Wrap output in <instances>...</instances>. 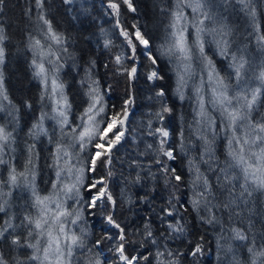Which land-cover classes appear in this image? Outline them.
<instances>
[{
	"label": "trees",
	"instance_id": "1",
	"mask_svg": "<svg viewBox=\"0 0 264 264\" xmlns=\"http://www.w3.org/2000/svg\"><path fill=\"white\" fill-rule=\"evenodd\" d=\"M108 3L109 0H71V3H66L65 0H45L44 11L46 17L52 21L53 28L65 38L63 47L67 48V52H59L58 63L63 67L58 73V78L64 85V95L71 105L70 122L73 125L81 123L79 117L90 103L87 93L93 81L99 82L102 103L105 107V112L97 117L98 120L106 122L113 114L121 112L125 107L126 99L133 100L128 106L130 112L123 129L124 137L121 143L112 149L110 168L113 175L107 179V183L117 201L118 219L122 226L127 225L126 230L129 233L142 231L146 221L152 226L157 245L148 243L144 248H139L141 253L153 254L148 262L142 264H156L154 254L157 247L161 251L166 247L174 254H179L176 257L178 264H194L189 251L201 237H203L204 252L196 259L195 264H251L254 257L248 251L249 247L257 251L264 247V192L257 191L252 197H245L247 203L237 201L238 207L233 205L231 210L222 207L230 199L228 190L217 183L218 176L223 180V174L219 169L227 167L229 163L227 134L222 130L219 113L210 103H206L208 112L217 117L216 138L211 145L216 159L204 163L203 161L209 160V156L205 154L204 143L199 139V133L203 132L211 140L212 131L199 125L197 123L199 117L196 115L199 106L195 87L200 85L201 77L204 80L205 100L207 101L211 95L208 70L194 61L195 76L182 89L184 99H181L177 92L175 59L160 56L157 64L151 65L143 47L138 46L137 59L134 61L130 58L131 49L125 37L121 35V27L131 32L132 25L137 24L151 38L152 55L158 56L167 36L168 25V14L161 9L172 7L175 0H133L136 12H131L125 5H121L119 27L116 24L117 17L108 7ZM253 3L256 7L258 32L237 0H212L210 5L217 16L218 23L215 26L222 23L231 30L230 53H235L237 56L242 54L249 61L251 67L245 79L251 87L257 86L254 75L264 66V49L259 47L257 42V36L264 34V0H253ZM186 12L191 15L189 9ZM37 16L35 0H5L3 12H0V26H3L8 37L4 42L6 54L4 63L0 65V72L3 73L4 86L12 102L9 105L4 101L7 110L0 111V124L6 123L10 131L14 128L13 135L16 138L12 145L14 151L6 149L3 154V159L8 164L0 165V179L7 180L8 175L5 176V172L9 171V165L14 164L18 171L24 169L28 158L27 146L34 144L35 151L39 153L34 187L41 196H44L52 192V184L56 181L54 168L51 167L52 153L61 133L57 121L51 118L55 116L52 113L55 97L49 99L45 96L41 100L44 85L34 75L33 53L28 48L29 33L44 41L40 31L42 25H38ZM212 26L213 24L209 23V27ZM207 39L210 41L211 37ZM106 41H111L109 47H105ZM44 42L48 43V41ZM205 51L213 60L216 71L229 85L230 92L235 91L237 81L230 67L231 59L221 56L214 43L206 44ZM116 55L125 58L126 66L131 67L133 64L137 66L135 79H130L126 74L116 71L117 66L114 62ZM151 68H157L163 79L149 81L147 75ZM161 89L165 92L163 98L156 95ZM161 100L164 105L172 109L170 113L164 114L163 121L156 116L162 106ZM26 104H30L31 107H27ZM9 111L13 113L12 116L8 115ZM1 113L5 116L2 117ZM41 113H47L48 118L43 121V125L48 135L33 139L29 135V130L40 118ZM252 116L255 120L264 117V96L258 100ZM104 126L105 124L101 123L100 127ZM158 127H164L170 132L166 147L174 149L176 159L167 161L165 157L159 158L165 160L170 168H175L177 174L182 176V183L178 189H174L172 184L166 185L159 171L160 166L155 163L159 155L156 151L159 146V134L150 133ZM181 144L184 145L183 150ZM149 145L152 147L149 148ZM92 151L94 149L89 146L83 155L86 156ZM189 160H194L200 172L208 178L214 195V198L209 197L212 204L220 205L213 207L211 213L204 207H201L199 212L194 211L191 206L190 201L194 191L192 181L196 174L189 170ZM149 168L151 173L155 174V179L149 174ZM107 170L98 166L96 173H86V183L105 176ZM138 173L141 180L139 183H134ZM234 174L239 175V170H235ZM242 182V179L234 181L236 195L241 191L239 184ZM0 193H2L0 203L7 201L5 205L7 215L15 217L13 221L15 224L19 225L26 212H30L33 216L37 214V210L31 206L33 199L31 185L27 186L23 182L18 187L4 185L0 187ZM173 194L178 198L173 203L179 212L174 211L173 216H167L161 210L170 207L168 202ZM82 195L85 200L89 198V193L83 189ZM67 206L79 207L73 200H68ZM89 211L95 214L90 215ZM211 214L217 217L218 222L208 224L201 219V217L207 219ZM83 217L78 225H70V227L77 232L80 228L86 229L88 232L86 242L91 247L95 240L101 238L108 226L99 209L85 211ZM6 218L5 213H0V223ZM177 222L183 224L186 231L183 234L173 233L169 238L167 226L169 223ZM233 228L243 230L248 240L234 239V233L231 231ZM17 232L23 233V229L18 228ZM132 238L137 242L141 239L139 235ZM101 247L104 250L108 249L109 242L105 241ZM135 247H138V244ZM99 250L93 248V252ZM0 251H3L8 258L18 254L7 243L0 245ZM103 252L105 255H101L100 258L104 264H113L114 257L108 250ZM91 255L86 250L77 253L81 259ZM105 256L108 257L107 260L104 259ZM73 264H76L75 260Z\"/></svg>",
	"mask_w": 264,
	"mask_h": 264
},
{
	"label": "snow or ice",
	"instance_id": "2",
	"mask_svg": "<svg viewBox=\"0 0 264 264\" xmlns=\"http://www.w3.org/2000/svg\"><path fill=\"white\" fill-rule=\"evenodd\" d=\"M71 3V0H65ZM241 9L251 18L255 30L259 31V25L256 22V7L253 0H237ZM5 0H0V12H3ZM212 0H175L170 8H162V12L168 14L167 36L165 42L161 45L159 55H152V44L150 37L137 24L132 25L133 31L121 27V35L125 37L127 45L131 49V59H137V48L142 46L145 50L151 65H156L160 56H167L176 61V71L178 86L177 92L181 99H184L182 89L187 86L188 81L195 76L194 61L198 62L203 68L208 70V83L210 87V97L206 101L203 95L204 80L201 77L199 86L195 87V93L198 103L196 115L199 117L197 123L205 126L212 131V139L203 133H199V139L204 143L205 154L209 156V161L216 159L211 145L216 138L217 117L212 116L206 103H210L219 113V120L222 130L227 134V157L229 163L227 167L219 169L223 174L217 177V183L221 184L229 192L230 199L222 207L232 209L233 205L238 207L237 201L247 203L245 197H252L254 192H264V117L255 120L252 116L255 105L261 96H264V66L258 74L254 75L257 86L251 87L245 79L251 65L244 55L237 56L230 53L231 30L224 24L217 25V16L211 9ZM45 0H35V6L38 11L37 22L42 25L40 31L44 37L42 39L28 34V48L33 53L32 64L35 68L34 75L41 80L44 90L41 94V100L47 96L49 99L56 97L53 111L55 116L51 117L57 121L60 129V139L55 142V151L52 153V165L55 169L56 181L52 184V192L41 196L34 187L37 161L39 153L35 151V145L27 146L28 158L24 169L18 171L14 165H9L7 180L0 179V187L8 185L9 187H18L21 182L32 185V207L37 210L33 216L26 212L19 225L15 224L14 216H8L5 205L7 201L0 203V213H5L6 219L0 223V245L7 243L9 247L18 254L8 258L3 251H0V264H104L101 260L103 249L100 246L109 242L108 252L114 257L113 264H142L148 262L152 253L144 254L139 252V248H144L150 243L157 245V238L154 234L150 222H145L143 230H136L129 233L127 225L119 221L117 212L118 205L112 192L109 190L107 179L113 175L111 171L112 149L119 145L124 137V126L129 115L128 106L133 103L131 98L126 99L125 107L121 112L113 114L106 122L98 120L105 112L103 106V97L100 94L99 82L93 81L89 86L87 95L90 98L88 107L79 117L80 124L73 125L69 120V111L71 105L67 102L64 95V85L59 82L58 73L63 65L59 64V52H67L63 47L65 38L62 33L57 32L52 25V21L46 17L44 11ZM121 5H125L131 12L137 9L133 0H109L108 7L112 9L117 17L116 24L120 26L119 17L121 15ZM191 10L189 15L186 10ZM31 12V9H29ZM209 22L213 24L209 27ZM207 37H211L209 41ZM8 39L3 26H0V65L5 61L4 42ZM259 47L264 49V34L257 36ZM214 43L221 56L230 58L232 63L233 75L237 81L236 90L230 92L229 85L225 82L215 69L213 60L207 55L205 45ZM111 41H106L105 47H109ZM56 46V47H54ZM238 51H243L238 49ZM53 57L55 59H53ZM122 55H116L114 58L116 71L120 74H126L130 79H135L138 68L135 64L128 67L124 63ZM47 65V66H46ZM50 66V67H49ZM51 74V75H50ZM149 81L163 79L157 68H151L147 75ZM157 97L163 98L165 92L163 89L156 93ZM4 101L11 105V101L4 86V76L0 72V111H6ZM161 109L156 113L159 120L163 121L164 114L170 113L171 108L163 104L161 100ZM31 107L30 104H26ZM18 112V109H16ZM12 116L11 111L8 112ZM15 119V117H13ZM48 118L47 113H41L40 118L32 125L29 135L36 139L41 135H48L44 128L43 121ZM101 123L105 127H100ZM67 129V131H65ZM9 130L6 123L0 124V165L8 164L3 159L6 149H11L15 143V136ZM159 134V146L156 149L158 157L155 163L159 165V171L164 177L166 185L172 184L174 189H178L182 183V176L177 174L175 168H170L165 160L159 157H165L167 161L176 159L174 149L166 147L170 132L164 127L155 129L152 135ZM111 134V135H110ZM181 136L183 133L181 132ZM68 141V142H65ZM51 142V140H50ZM91 146L94 151L88 155H83L88 147ZM152 146L149 145V148ZM183 150L184 145H180ZM78 149V151H75ZM14 151V149H12ZM189 170L195 172V179L192 181L193 197L190 201L194 211L199 212L201 207L211 213L213 205L209 197H213L212 186L206 176H204L194 160H189ZM98 166L108 169L105 176L94 179L86 183V173H96ZM211 168V165H210ZM239 170V175H235V170ZM149 174L155 179V174ZM31 177V180H29ZM242 179L239 184L241 191L235 194L236 184L234 181ZM141 177L137 174L134 183H139ZM175 181V183H173ZM82 189L89 193V198L84 199ZM199 189V190H197ZM2 195V193H0ZM178 198L173 196L169 199V208L162 209L167 216H173L176 209L174 200ZM73 200L79 207L72 208L67 206V201ZM99 209L105 224L108 226L100 239L95 240L89 247L86 242L88 232L80 228L79 232L73 230L70 225H78L83 220L85 211ZM90 215L94 212L89 211ZM239 215V213H236ZM208 224L218 222L217 217L211 214L207 219L201 217ZM163 223V218H162ZM169 238L173 233L183 234L185 226L179 222L168 224ZM23 229V233H18L17 229ZM234 239L247 241L248 236L238 228H233ZM139 235L140 241L137 242L132 237ZM203 237L196 242L189 251L193 257L194 264L196 259L203 254ZM138 244V247H135ZM93 248L100 249L93 252ZM87 251L92 255L81 259L77 256L78 251ZM231 251V248H229ZM248 251L253 255L251 264H264V247L259 251L249 247ZM136 252L137 254H132ZM26 253V254H25ZM156 264H178L177 255L165 247L161 251L157 247L155 252ZM108 259L107 256L104 257Z\"/></svg>",
	"mask_w": 264,
	"mask_h": 264
},
{
	"label": "rangeland",
	"instance_id": "3",
	"mask_svg": "<svg viewBox=\"0 0 264 264\" xmlns=\"http://www.w3.org/2000/svg\"><path fill=\"white\" fill-rule=\"evenodd\" d=\"M188 10V9H187ZM189 11L191 12V10L189 9ZM56 99V97L54 98V100ZM88 101V100H87ZM89 105V104H88ZM54 107H55V101H54ZM52 113L54 114V115H56V113L54 112V111H52ZM1 116L2 117H4L5 115H4V113H1ZM105 127V126H104ZM12 149V148H11ZM8 151H10V149H8ZM41 151H44V149H41ZM14 165V164H13ZM54 171H55V169H54ZM8 175V172H5V176H7ZM54 175H55V173H54ZM55 178H56V176H55ZM27 186L29 185V184H26ZM30 186V185H29ZM31 188H32V185H31ZM102 248V247H101ZM106 250H108V249H106ZM106 250H104L103 249V251H106ZM102 255H105V253L103 252V254Z\"/></svg>",
	"mask_w": 264,
	"mask_h": 264
}]
</instances>
